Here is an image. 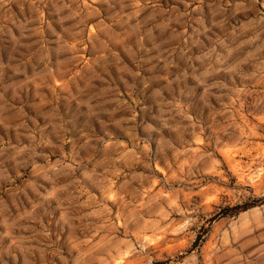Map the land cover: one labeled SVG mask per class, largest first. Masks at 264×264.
<instances>
[{"label":"rangeland","instance_id":"374dc122","mask_svg":"<svg viewBox=\"0 0 264 264\" xmlns=\"http://www.w3.org/2000/svg\"><path fill=\"white\" fill-rule=\"evenodd\" d=\"M0 264H264V0H0Z\"/></svg>","mask_w":264,"mask_h":264}]
</instances>
